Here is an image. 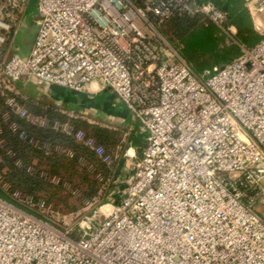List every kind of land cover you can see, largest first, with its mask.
<instances>
[{
  "label": "built area",
  "instance_id": "obj_1",
  "mask_svg": "<svg viewBox=\"0 0 264 264\" xmlns=\"http://www.w3.org/2000/svg\"><path fill=\"white\" fill-rule=\"evenodd\" d=\"M30 1L0 0V91L19 90L28 79L72 91L96 82L129 110L146 143L110 212L86 217L75 237L0 197V264H264V38L240 43L226 12L211 1L36 0L34 39L20 55L14 38ZM247 5L264 17V0ZM194 15L216 26L239 54L196 73L160 31L165 19ZM254 25L264 30L262 20ZM4 104L0 119L18 139L36 143L12 113L72 133L103 163L112 162L82 129L38 116L14 96ZM65 154L73 156L70 149ZM6 170L0 168L5 189ZM39 175L60 182L45 170ZM11 196L51 210L44 199L17 190Z\"/></svg>",
  "mask_w": 264,
  "mask_h": 264
},
{
  "label": "trees",
  "instance_id": "obj_2",
  "mask_svg": "<svg viewBox=\"0 0 264 264\" xmlns=\"http://www.w3.org/2000/svg\"><path fill=\"white\" fill-rule=\"evenodd\" d=\"M35 1L31 0L29 5L35 4ZM196 1H211L223 9L227 14V25L233 36L240 43L252 46L264 38V32L256 28L253 23L247 0ZM161 25V33L198 74H201L205 69H209L213 65H220L239 54L238 47L235 44L224 45L223 34L216 26L200 15L172 16L165 19ZM7 96H14L18 105L24 106L28 111L38 116H45L50 121L58 120L61 124L68 123L74 130L82 129L86 136H92L97 143L102 144L114 160L115 157L112 151L118 143L119 130L102 126L90 121L83 115L70 113L53 105L29 98L15 88L0 91V112L6 109L4 99ZM10 120H16L19 126L25 129L28 137H33L36 143L18 139L8 129L7 124L3 123L0 119V137L5 142L3 145L0 144V168H7L4 173V181L8 185L6 189L0 185V197L13 202L37 217L46 218L49 222L59 227L54 217V212L57 213L56 206H51L50 211L28 207L13 198L11 193L17 190L21 196L30 195L35 199L41 198L49 203L50 199L46 197L47 193L45 192L49 193L50 191L55 195L63 189L62 183L64 181L68 183L70 181L74 182L71 177L77 171L78 164L84 170H89L88 165L91 164L94 168L91 171L93 175L100 173L105 180L111 181L109 175L113 169V160L109 165H106L93 151L82 142L77 141L72 133L53 129L50 126L32 124L13 113L10 116ZM139 129L142 138L138 140V145L143 148L146 143V132L140 126ZM45 143L49 145L48 150L43 147ZM130 143L135 144L133 139L130 140ZM55 146H59L61 150L56 151L54 149ZM9 149L14 153L11 157L6 154V151ZM66 149H70L73 152L72 157H68L65 154ZM79 158H83L84 162H79ZM16 159L22 161L21 166L15 165ZM31 164L35 170L32 173H28L26 167ZM40 170H45L49 175H58L60 182L57 184L50 183L48 179L39 175ZM98 191L99 187L94 180L90 185L89 191H85L84 194L90 200H93L99 195ZM95 220L96 218H93V221ZM76 228L77 226H74L71 231L72 237L76 236Z\"/></svg>",
  "mask_w": 264,
  "mask_h": 264
},
{
  "label": "crops",
  "instance_id": "obj_3",
  "mask_svg": "<svg viewBox=\"0 0 264 264\" xmlns=\"http://www.w3.org/2000/svg\"><path fill=\"white\" fill-rule=\"evenodd\" d=\"M35 4L29 5L25 16L17 29L14 41L20 55H25L34 39L36 24L34 22ZM253 23H257V20ZM19 91L34 100L53 105L74 114H85L90 121L108 128L119 130L118 143L112 151L114 155L113 169L109 178L115 190L122 191L133 172V164L141 155L142 147L139 124L123 103L107 89H101L92 82L82 91L46 84L36 79L23 80L18 83ZM133 139L135 144L130 143ZM116 197V196H115ZM117 198V197H116Z\"/></svg>",
  "mask_w": 264,
  "mask_h": 264
},
{
  "label": "rangeland",
  "instance_id": "obj_4",
  "mask_svg": "<svg viewBox=\"0 0 264 264\" xmlns=\"http://www.w3.org/2000/svg\"><path fill=\"white\" fill-rule=\"evenodd\" d=\"M250 8L253 12L254 9L252 7ZM253 17L254 21L259 19L262 20V25L264 26V17L258 14H253ZM261 31L264 32V30ZM14 45L19 46L17 45V41H14ZM209 69H211V67ZM78 114L85 115L81 113ZM101 177L102 180L98 179L91 171L87 169L84 170L83 167L78 164L77 171L74 176L71 177L74 182H69V188L62 185L63 189L55 195L49 190V193L47 191L45 192L47 193L46 197L50 199L49 204L52 207L53 205L57 207V213L54 212V217L60 228L72 231L74 226H77V232L86 217H92L95 215V217L103 218L110 212L112 209L110 201L112 199L117 201L120 198L122 191L115 190L112 192L111 188H113L115 184L109 180H105L102 175ZM94 180L99 187V195L95 197V199L90 200L84 193L85 191H89L90 185Z\"/></svg>",
  "mask_w": 264,
  "mask_h": 264
}]
</instances>
